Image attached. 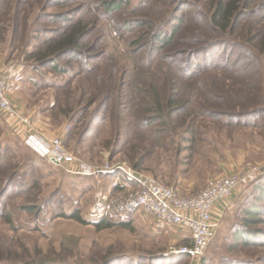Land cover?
<instances>
[{"label": "rangeland", "instance_id": "374dc122", "mask_svg": "<svg viewBox=\"0 0 264 264\" xmlns=\"http://www.w3.org/2000/svg\"><path fill=\"white\" fill-rule=\"evenodd\" d=\"M16 1L0 0V54L6 56V64L12 62L21 66L17 80L19 89L13 98L19 99L22 113L30 118L32 127L39 125L53 136L61 132L57 138L86 167L92 169L106 163H126L164 186L177 188L183 195L197 193L209 178L225 172L227 167H231L234 173L255 167L259 178L264 175V129L228 123H251L252 119L227 117L213 121L186 113L178 127L167 131L158 123L145 127L144 124L155 117L157 106L148 97L152 91L146 93L145 90L152 86L160 100L162 73L153 63L156 62L154 55L134 52L135 47L130 45L134 38L131 30L115 35L112 22L104 19L97 23L90 35V39L102 37L104 55L89 68L101 65L107 58L113 59L119 69H144L146 77L143 82L152 84L138 82L134 86L131 84L133 77L127 75L128 84L122 88L126 94L121 93L127 107L121 128H115L114 133L111 118L106 115L105 123H96L94 131L81 139V132L91 116L98 111L105 113L99 109L106 93L101 81L93 75L88 80L81 77L84 66L78 63L66 67L65 74L54 73L37 64L32 55L49 41L52 31L58 27L52 22L54 16L66 14L73 16L75 22L80 19L88 22L90 16H101L102 9L94 10L92 0H72L56 7L47 6L48 0H28L29 6L24 8L28 25L25 43L11 45ZM184 2L191 5L192 12H196L198 6L207 10V0H131L128 6L110 16L112 20L143 16L142 13L155 7L158 9L155 18L166 22L172 16L181 15L180 4ZM260 3L259 10L255 11L254 7ZM83 4L85 6L81 8ZM250 10L253 11L251 16H264V0H256ZM257 23L258 19L253 26ZM243 26L245 29L246 23ZM141 30L137 28L135 32ZM228 38L235 39L233 36ZM214 56L197 61V66L214 63L228 66L238 58L230 48H220ZM60 66L65 68L63 62ZM193 69L195 67L191 71ZM169 76L177 86L180 102L176 103L177 107L186 100L189 84L185 81V89L178 73L171 72ZM116 79L123 81L125 77L115 73L111 89ZM118 91L115 89L112 95L116 96ZM144 102L150 104L145 106ZM255 109L264 111V103L251 107L249 112ZM234 110L240 114L239 107ZM126 124L130 126L122 131ZM9 127L0 120V191L5 182L12 184L0 200V239L5 242L0 264H264V247L243 249L236 247L232 239L238 223L236 212L241 202L252 195L251 185L236 189L237 196L232 199L231 195L227 199L232 203L220 219L213 241L203 257L191 261L170 254L171 248L180 245L172 244L176 239L172 228L154 227L152 234L144 235L137 226L132 227V223H126L129 227L114 226L102 231H96L93 225L77 223L73 214H79L87 222L106 218L115 225L125 223L119 221L116 214L109 213L106 205L100 216L93 210L101 191L109 194L108 203L113 198L118 190V187H112L113 178L108 174L66 172L64 166H55L31 151L25 145L27 136L21 138ZM29 207L34 209L29 211L26 209ZM254 228L264 230V224Z\"/></svg>", "mask_w": 264, "mask_h": 264}, {"label": "trees", "instance_id": "16d2710c", "mask_svg": "<svg viewBox=\"0 0 264 264\" xmlns=\"http://www.w3.org/2000/svg\"><path fill=\"white\" fill-rule=\"evenodd\" d=\"M69 1L72 0H48L47 6L65 5ZM130 1L92 0L91 7L94 10L102 9V12L101 16H90L88 22L82 19L75 22L73 16L66 14L54 16L52 22L58 27L52 31L49 41L32 55L37 64L44 69H51L54 73L65 74L66 67L71 63H78L84 66L81 77L88 80V77L93 75L96 80L101 81V87L106 93L102 97L103 100L101 99L99 109H103L105 113L98 111L96 115L91 116L81 132V139L87 138L94 131L96 123H105L106 115L111 118L114 133L115 128H121L124 122L123 114L127 108L122 98V94H126L122 88L128 84L127 75L133 77L131 84L134 86L138 82L143 85L152 84L143 82L146 77L144 69H119L113 59L107 58L101 65L89 68L104 55L102 37L90 39L92 31L102 19L112 22L115 35L131 30L134 38L130 45L135 47L134 52L140 55L144 52L154 55L156 62L153 63L157 64V69L162 73L161 99H158L159 95L152 86L145 90L146 93L152 91V95L148 97L152 98L151 102L157 104L155 117L144 124L145 127L158 123L167 131L171 127H178L183 115L188 113L213 121L227 117L252 119L251 123H228L232 126L264 129V119L261 118L264 111L255 109L256 111L249 112L251 107L263 106L264 103V16H251L253 11L250 10L256 0H207V10L198 6L196 12H192L191 5L184 2L180 4L181 15L172 16L166 22L155 18L154 15L158 13L155 7L142 13L143 16H123L124 18L112 20L110 15L128 6ZM260 5L261 3L254 7L255 11L259 10ZM26 6H29L28 0H17L14 5L11 45L25 43L28 33L27 14L24 12ZM84 6L85 4L81 8ZM256 19L258 23L253 26ZM137 28L142 30L135 32ZM230 36L236 40L228 38ZM220 48H230L238 58L228 66L215 63L197 66V61L214 58ZM60 62L64 63L65 68L60 66ZM192 67L195 69L191 71ZM171 72L181 76L182 85L185 86V81L189 84V91L185 92L186 100L181 102L178 108L175 106L180 103L177 86L169 76ZM115 73L125 79L114 80V88L111 89V79ZM115 89L120 91L113 96ZM224 90L227 91L222 94ZM149 104L150 102H144L145 106ZM235 107L240 108V114H236ZM128 126L130 124L124 125L122 131ZM250 185L252 195L241 202L236 212L238 223L232 234L234 245L243 249L264 247V230L254 228L258 224H264V175ZM11 186L10 182H5L0 191V200L9 192ZM26 209L32 211L34 208ZM72 218L81 225H93L96 231L111 229L114 226L129 227L126 223L115 225L106 218L97 223H89L79 214H73ZM8 223L11 224L10 220ZM4 244V240L0 239V253L5 250Z\"/></svg>", "mask_w": 264, "mask_h": 264}, {"label": "built area", "instance_id": "2783aa9c", "mask_svg": "<svg viewBox=\"0 0 264 264\" xmlns=\"http://www.w3.org/2000/svg\"><path fill=\"white\" fill-rule=\"evenodd\" d=\"M0 116L5 121L29 128L30 134L25 139V145L38 156L47 158L51 164L64 166L66 172L83 175L121 174L125 183L118 186L107 205V211L120 215L140 210L165 227L186 232L189 243L171 248L170 254L183 255L191 261L203 257L215 237V224L212 221L214 207L227 200L234 190L252 184L259 173L255 167H246L241 172L213 176L197 193L183 195L126 163H106L100 168H88L65 149L60 138L46 139L34 131L30 118L10 100L5 76L1 71Z\"/></svg>", "mask_w": 264, "mask_h": 264}, {"label": "crops", "instance_id": "0c3cea01", "mask_svg": "<svg viewBox=\"0 0 264 264\" xmlns=\"http://www.w3.org/2000/svg\"><path fill=\"white\" fill-rule=\"evenodd\" d=\"M6 62H7L6 56L4 57L2 54H0V71L5 76L8 96H9L10 100L14 103V105L21 112H23L21 105L18 103V102H20L19 99L13 98V94L16 95V92L19 89V87L17 86V84H18L17 80L19 78V72L21 71V66L15 64V63H12V62L6 64ZM0 120L2 122H4L5 124H7V126H10L9 128L11 130L16 131V133L21 138L28 136L30 134V130L27 127L18 126L17 124H14V122H12V121H5V120H3V118L1 116H0ZM33 128H34L35 132H37L39 135L43 136L46 139H54V138H57L61 135L60 134L61 132H58L57 135L55 134L53 136V135L49 134L48 131H45L41 126H39V125L36 126V124L33 125ZM7 134H8V132H7ZM9 134H10V132H9ZM234 172H233L231 167H227V170L225 172H219V173H221L220 175H229V174H232ZM100 175H107V174H100ZM97 176H99V175H97ZM107 176L113 178V184H112L113 188L118 187V186H122L125 183V180L123 179L121 174L107 175ZM173 188H175V187H173ZM175 189H177V188H175ZM236 193H237V190H234L232 193V196H233L232 199H234V197L237 196ZM98 196H99V198H98L99 201L97 202L96 206H93V210L97 211L96 212L97 215L100 216V213L102 212L105 205L107 208L108 204H106V203H108L109 194L107 192L105 193V192L101 191V193H99ZM229 200H225L224 202H222L218 206H215L214 209L212 210V221L215 224V232L219 228V224H221V223H219L220 219L223 217L226 210L228 211L230 209L232 202H231V200L230 201ZM117 216H118L119 221L125 222V223H132V227L137 226L139 229H141L144 232V235H147L150 233L152 234L153 231L155 230L154 227L155 228H168V227H165L162 224H160L155 219L150 218L149 216H147L144 212H142L140 210H135V211H132V212H129L126 214H120ZM123 220H126L127 222L123 221ZM97 221H99V220H97ZM97 221L88 220L89 223H96ZM172 232L174 233L175 238H176L172 244L177 245L180 243V245H178V246H181V245L189 243V238H188V235L186 234V232L181 231V230H176V229H173ZM178 240H179V242H177Z\"/></svg>", "mask_w": 264, "mask_h": 264}]
</instances>
